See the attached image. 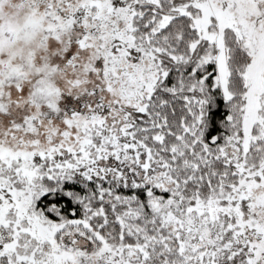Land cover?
Returning <instances> with one entry per match:
<instances>
[{
	"label": "snow or ice",
	"instance_id": "1",
	"mask_svg": "<svg viewBox=\"0 0 264 264\" xmlns=\"http://www.w3.org/2000/svg\"><path fill=\"white\" fill-rule=\"evenodd\" d=\"M0 264H264V0H0Z\"/></svg>",
	"mask_w": 264,
	"mask_h": 264
}]
</instances>
